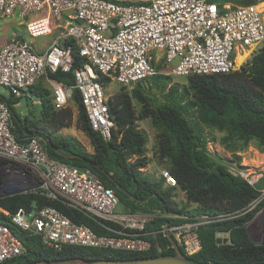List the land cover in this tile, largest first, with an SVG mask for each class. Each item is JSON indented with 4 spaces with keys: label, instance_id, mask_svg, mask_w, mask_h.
Returning a JSON list of instances; mask_svg holds the SVG:
<instances>
[{
    "label": "built area",
    "instance_id": "built-area-1",
    "mask_svg": "<svg viewBox=\"0 0 264 264\" xmlns=\"http://www.w3.org/2000/svg\"><path fill=\"white\" fill-rule=\"evenodd\" d=\"M43 11L44 17L26 24L32 38L55 32L43 51L19 35L0 45V96L6 91L8 97L21 98L41 83L58 111L68 106L76 90L91 130L105 141L111 138L114 122L107 104L109 96L98 82L100 75L128 88L163 72L185 78L229 74L235 66L231 55L236 45L241 49L257 46L256 51L264 41L263 13L256 5L220 6L206 0H0V18H10L15 12L26 18ZM173 61L175 65L167 68ZM58 72L72 74L73 83L54 79ZM13 128L10 109L0 99V194H34L59 201L107 233L97 234L50 206L30 212L19 208L14 214L0 207V264L25 252L2 219L38 236L45 248L55 251L76 246L146 253L151 249L146 237L161 234L170 237L185 256H192L202 248L198 235L201 227L237 214L115 213L117 197L112 189L89 171L50 159L42 137L16 136ZM159 178L166 187H178L166 169L159 171ZM262 198L245 212L254 209ZM156 214L167 222L158 230L146 231ZM258 216L264 217V211L250 220V228L259 237L261 227L253 224ZM176 220L181 222L174 224Z\"/></svg>",
    "mask_w": 264,
    "mask_h": 264
},
{
    "label": "trees",
    "instance_id": "trees-1",
    "mask_svg": "<svg viewBox=\"0 0 264 264\" xmlns=\"http://www.w3.org/2000/svg\"><path fill=\"white\" fill-rule=\"evenodd\" d=\"M264 0H206L208 3L237 6L256 5ZM77 60V65H80ZM67 84L73 83L72 74L61 72L52 76ZM154 81L166 79L163 75L153 77ZM98 82L104 87L110 80L102 75ZM30 92L41 100V122L31 123L21 119L14 107L20 98L0 96L11 112L12 129L16 136H40L46 141L50 159L89 171L107 188L114 191L119 200H124L126 210L131 213L174 215L216 216L234 214L235 217L223 222H213L201 227L198 235L201 250L192 256H185L198 264H264V235L258 244L253 243L246 233V223L258 210L264 208V198L251 211L245 212L255 200L261 197L257 184L233 175L224 165L218 164L206 152L199 126L224 133V146L237 145L241 148L255 142L264 153V41L254 52L245 68L229 74L190 76L187 87L170 86L169 104L152 109L143 94L142 85L133 86L132 93L123 89L109 97L107 104L114 122L111 138L107 141L91 130L78 91H73V101L77 107V124L89 139L93 153H87L72 137L59 135L60 129L71 124L69 109L55 111L49 92L41 83L30 88ZM177 100V101H176ZM140 106L135 111L133 102ZM183 103V104H182ZM190 111L196 119L192 126L185 114ZM149 118L156 131L155 148L159 161H168L167 170L185 195L186 203L180 208L173 201L176 188L166 187L163 179L154 180L139 170L147 166L145 157L146 136L136 126V121ZM49 125L50 129L46 126ZM135 157L130 162L129 159ZM189 205L195 209L188 210ZM44 206L54 207L76 224L85 225L97 234L107 232L88 217L67 208L56 200H46L34 195H13L0 199V207L14 214L19 208L26 211ZM146 225V231H155L167 220L158 217ZM16 234L25 248L23 255L2 264H27L37 260H63L82 258L93 260H130L175 254L167 237L153 234L146 237L151 243L146 253L101 250L86 247L66 246L60 251L45 248L38 236L29 235L2 219ZM181 221H173L174 224ZM217 232H229V245H216ZM167 247V249H166ZM161 249V251H158Z\"/></svg>",
    "mask_w": 264,
    "mask_h": 264
},
{
    "label": "rangeland",
    "instance_id": "rangeland-1",
    "mask_svg": "<svg viewBox=\"0 0 264 264\" xmlns=\"http://www.w3.org/2000/svg\"><path fill=\"white\" fill-rule=\"evenodd\" d=\"M118 1H123L127 3H142V2H147L149 0H118ZM256 6L263 13V19H264V1H261L260 3L256 4ZM45 14H46L45 11L32 12L26 18H20L17 12H15L12 18H0V45L3 44L2 43L3 42V37H2L3 31L5 32L16 31L17 34L21 35L25 40L29 41L36 50H40L41 48H43V46L47 47V45H49V43L53 39L55 32H53L49 36H45L41 38H32L26 32V24L29 21L33 19L36 20V19L42 18L45 16ZM48 40L50 41L48 44H46ZM235 48H236V50L234 51L235 53L233 52L231 55V58L235 62L233 71H240L242 68H245L247 66L257 46H251L248 49H244V51H240L241 48H239L238 45H236ZM233 54H234V57H233ZM242 54H246V58L241 63H237L236 57ZM175 63L176 61H173L172 63L167 64V68H171L172 66L175 65ZM161 75L167 78L166 79L164 78L159 81H154L153 80L154 78H151V79L144 81L143 83L142 82L139 83L142 85L143 94L148 98L149 105L150 107H152V109H157L165 104H169L170 98L167 93H168V89L170 86L178 88L179 91H181L182 88L187 87V78L185 77L172 76L166 72H163V74ZM41 86L44 88L42 84ZM133 86L124 88L111 80L106 86H104V93L107 96L112 97L123 89L128 94H131ZM2 94L8 97V93L6 91H2ZM133 104H134L135 111L138 112L140 109V106L135 101L133 102ZM13 107H14V112L21 119L26 118L27 121L31 123H37V124L40 123L38 124L39 127L43 126V123L41 122V115H40L41 100L40 98L33 95L30 91L28 92L26 96L21 97L19 99V102L13 105ZM66 108L69 109L71 113L70 127L60 129L57 133L62 136L72 137L84 148V150L87 153L92 154L93 149L90 144V141L85 136V134L82 132V130L79 128L77 124L78 111H77V107L74 101L73 100L69 101L68 106L65 107L64 109ZM185 116L192 126H195V127L197 126L196 119H195V116L193 115V112L188 111L185 114ZM46 126L50 129L48 124H46ZM136 126L139 130L143 131L146 136L145 157L148 160L147 166L139 171L145 176H148L154 180H157L159 179V171L162 169L167 170L168 161L166 160L159 161L156 156V148H155L156 131L152 127L150 119L145 118L142 120H138L136 121ZM198 128L201 130L202 137L204 141L206 142V152L208 153V155L218 164L224 165L229 171L236 173L239 176L244 177L245 179H247V181H255V183L257 182L255 186L260 190L261 195H263V198H264V153L260 152L256 143L252 141L245 148H241L239 144L235 146L234 145L224 146L221 143V138L224 136L223 132L209 129L204 126H199ZM134 160H135V157H131L129 159L130 162ZM20 195H24V194H20ZM5 197L7 196L0 194V199L5 198ZM173 201L175 205H177L178 208L185 205L186 203L185 195L182 191H180L179 188H176L174 192ZM193 209H195L194 205L188 206V210L192 211ZM261 210L264 211V208H262ZM259 211L260 210H258L256 214H258ZM114 212L115 213L129 212L128 210H126L125 198L124 200L121 201L117 197V205L114 209ZM253 222H254L253 224L258 223L256 224V226L259 225L261 227V232L264 231V225L259 223V216L257 217V220ZM207 226L208 225H205L203 227H207ZM245 227H246L247 234L250 237L251 241L255 244H258L259 243L258 236H256L253 233L254 228L253 227L250 228V221L246 223ZM158 251H161V249H159Z\"/></svg>",
    "mask_w": 264,
    "mask_h": 264
},
{
    "label": "water",
    "instance_id": "water-1",
    "mask_svg": "<svg viewBox=\"0 0 264 264\" xmlns=\"http://www.w3.org/2000/svg\"><path fill=\"white\" fill-rule=\"evenodd\" d=\"M263 235H264V231L261 232L260 236L258 237L259 242L261 241ZM168 240L175 251V254L173 255H162L156 257L137 258L130 260H104V259L93 260V259H82V258H69V259L51 260V261L37 260L27 264H198L188 260L181 253L178 246L170 237H168ZM215 242L216 245L218 246L229 245L230 244L229 232H217L215 235Z\"/></svg>",
    "mask_w": 264,
    "mask_h": 264
},
{
    "label": "crops",
    "instance_id": "crops-1",
    "mask_svg": "<svg viewBox=\"0 0 264 264\" xmlns=\"http://www.w3.org/2000/svg\"><path fill=\"white\" fill-rule=\"evenodd\" d=\"M10 18H12V17H10ZM13 35H19V34H17L16 31H13V32H5V31H3V32H2V37H3V42H2V43L8 41ZM19 36L22 37L21 35H19ZM49 41H50V40H48V42H47L46 44H48ZM2 43H1V44H2ZM47 46H48V45H47ZM45 48H46V47L43 46V48H41V49L38 50V51H43ZM177 188H178V187H177Z\"/></svg>",
    "mask_w": 264,
    "mask_h": 264
},
{
    "label": "bare ground",
    "instance_id": "bare-ground-1",
    "mask_svg": "<svg viewBox=\"0 0 264 264\" xmlns=\"http://www.w3.org/2000/svg\"><path fill=\"white\" fill-rule=\"evenodd\" d=\"M250 47H247V48H242L240 51H244V49H248ZM235 53V52H234ZM233 57H234V54H233ZM246 58V54H242L240 56H237L236 57V62L237 63H241L244 59Z\"/></svg>",
    "mask_w": 264,
    "mask_h": 264
},
{
    "label": "flooded vegetation",
    "instance_id": "flooded-vegetation-1",
    "mask_svg": "<svg viewBox=\"0 0 264 264\" xmlns=\"http://www.w3.org/2000/svg\"><path fill=\"white\" fill-rule=\"evenodd\" d=\"M259 223L264 225V217L259 218Z\"/></svg>",
    "mask_w": 264,
    "mask_h": 264
}]
</instances>
